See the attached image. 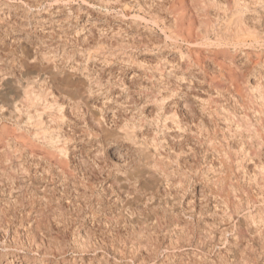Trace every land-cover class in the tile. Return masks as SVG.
<instances>
[{
    "label": "rangeland",
    "instance_id": "1",
    "mask_svg": "<svg viewBox=\"0 0 264 264\" xmlns=\"http://www.w3.org/2000/svg\"><path fill=\"white\" fill-rule=\"evenodd\" d=\"M16 256L264 264V0H0Z\"/></svg>",
    "mask_w": 264,
    "mask_h": 264
},
{
    "label": "bare ground",
    "instance_id": "2",
    "mask_svg": "<svg viewBox=\"0 0 264 264\" xmlns=\"http://www.w3.org/2000/svg\"><path fill=\"white\" fill-rule=\"evenodd\" d=\"M48 6V5H47ZM32 7V6H31ZM106 11V10H105ZM85 12H87V11H85ZM45 35V34H44ZM166 37V36H165ZM75 42V41H74ZM42 47V46H41ZM50 47V46H49ZM51 50V49H50ZM34 54V53H33ZM37 58V57H36ZM78 59V58H77ZM58 62V61H57ZM128 77V76H127ZM3 87V86H2ZM93 92V91H92ZM10 95V94H9ZM49 99V98H48ZM102 103V102H101ZM16 105H18V104H16ZM16 107V106H15ZM2 110H4L3 108H2ZM27 116V115H26ZM96 126H98V125H96ZM55 145V144H54ZM17 254V253H16ZM6 257V256H5ZM19 257L18 256H16V257H12V258H9V260H7L6 261V264H16V262H15V260H17ZM22 259V258H21ZM5 264V263H4ZM22 264V263H21Z\"/></svg>",
    "mask_w": 264,
    "mask_h": 264
}]
</instances>
